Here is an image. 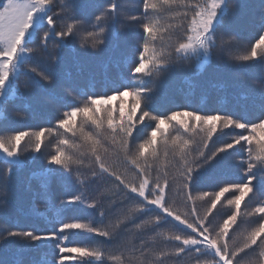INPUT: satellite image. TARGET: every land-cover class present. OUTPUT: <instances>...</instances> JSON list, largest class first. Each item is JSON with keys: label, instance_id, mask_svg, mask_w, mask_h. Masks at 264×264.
I'll return each instance as SVG.
<instances>
[{"label": "snow or ice", "instance_id": "obj_1", "mask_svg": "<svg viewBox=\"0 0 264 264\" xmlns=\"http://www.w3.org/2000/svg\"><path fill=\"white\" fill-rule=\"evenodd\" d=\"M236 3L138 0L132 14L124 0H0V115L6 122L12 117L27 119L31 114L27 109L39 105L41 97L43 107L61 113L54 128L0 135V197L7 195L14 175L25 167V152L41 153L45 135L54 131L62 133L44 156L43 187L71 181L62 194L32 201L28 211L34 216L42 206L55 210V222L48 230L0 223V264H25L8 259L9 254L38 252L51 241H55L52 264L106 260L164 264L168 256L185 255L193 256L195 264H264V84L243 110L204 113L186 106L161 115L150 107L159 83L173 69L195 62L196 74L202 75L207 68L199 64L201 57L208 67L221 63L225 55L229 62L264 64V0H259L255 35L247 43L235 27ZM162 8L175 9L172 20L182 22L161 26L154 17ZM135 28L142 39H137L133 58L126 62L131 83L105 78L90 85L70 74L61 78L60 66L69 59L79 63L83 57L117 49L123 34ZM170 29L182 30V35L158 46V37L163 40L160 34ZM228 46L240 48V54L229 52ZM39 59L45 61L43 68L36 64ZM56 87L59 91L53 90ZM96 87L103 91H95ZM146 121L151 123L141 136ZM222 136L231 139L218 143ZM28 139L32 143L25 147ZM237 152L238 179L221 177L212 190L199 187L203 173L228 166ZM85 155L91 167L88 184L107 185L92 196L85 195L88 184L73 167ZM31 159L36 162L40 157ZM173 188L183 200V211L169 199ZM109 195L113 197L109 209L123 210L117 224L105 223L102 204ZM252 199L257 202L249 207ZM197 201L205 202L203 213ZM225 202L229 211L221 214L218 206ZM85 208L91 210L87 222L83 215H73L83 214ZM8 210L6 201L0 200V211ZM128 224L136 230L167 231L164 239L170 242V251L150 253L143 241L134 249L139 256H133L126 244L117 243L113 249L120 227ZM81 231L98 238V246L65 242ZM150 254L155 260L147 259Z\"/></svg>", "mask_w": 264, "mask_h": 264}, {"label": "trees", "instance_id": "obj_2", "mask_svg": "<svg viewBox=\"0 0 264 264\" xmlns=\"http://www.w3.org/2000/svg\"><path fill=\"white\" fill-rule=\"evenodd\" d=\"M137 2L138 0H124V7L128 12L136 14L137 9L135 4ZM258 5L259 0H237L238 18L235 27L244 43L250 40V37H252V29L256 28L255 22L258 20ZM174 12L175 9L162 8L160 14L155 16L154 19L159 21L163 27H167L173 22L177 24L181 23L182 18H178L175 21L172 20ZM137 33H140L138 28L132 29V31H126L121 37L119 48L114 50L110 49L97 57H83L79 63L72 62L69 59L65 64L60 66L61 78L67 79L70 74L71 78H81L84 83L90 85L105 78H116L131 83L127 79L128 68L126 67V62H129L133 58L132 52L137 39H142V34L138 37ZM160 35L163 37V40L158 37V46L160 44L174 42L182 35V30L170 29L168 32H162ZM223 61L225 66H231L233 63V61L229 62L227 56ZM36 64L38 67L43 68L45 61L39 59L36 61ZM191 67L192 65H185L181 68H175L159 83L156 95L153 97L150 105L153 112L166 115L171 111L186 106L204 113H212L218 109L223 110L225 108L232 111H236L237 109L243 110L252 105L253 100L257 98L260 91V85L264 84V64L260 62H254L253 65L244 63V65L237 66L239 73L235 72V74L251 82V85L246 91L241 87V80L230 81L227 78L219 75L215 76L214 73H208L207 71H203L202 75L191 76L195 73L191 71ZM89 77L93 79H89ZM185 88H189V90L188 93L184 94ZM53 90L59 91V88L56 87ZM94 90L97 92L103 91L99 87H96ZM124 99L125 107L127 108L129 98L125 97ZM21 110L24 111L25 109L22 108ZM27 112L31 113L27 119L12 117L10 118V122L4 121L1 115L0 135H7L9 132L15 130H39L41 127L54 128L55 118L61 115V113H54L46 107H43L42 97L40 98V104L32 105L27 109ZM150 123L146 121L145 125L142 126L141 136L145 134L147 125ZM61 133L62 130L46 134L41 153L25 152L23 157L25 167L14 175L11 184L8 186L7 195L0 197V200L6 201L9 209L6 214L0 211V223H4L6 220L9 225L14 227H37L39 230L46 231L55 222L56 214L52 207H40L39 214L36 216L30 214L28 210L31 207L33 199L42 202L45 198L55 197L65 192L66 188L71 187V181L67 185L61 181H54L50 188L45 189L43 187L44 180L41 174V165L44 162V156L55 148L58 139L61 138ZM229 139H231L230 136H222L218 143ZM31 143L32 141L30 139L23 142L25 147H30ZM69 151L75 152L74 149H69ZM34 155L40 157L36 162H33L31 159ZM240 155L239 152L235 153L229 159L228 166L203 173L200 177L199 187L201 189L212 190L216 187L221 177L229 180L238 179L240 176L238 170ZM0 159L3 158L0 157ZM80 160L81 162L79 164L73 165L75 174L80 177L81 181L88 184V179L91 174L90 161L87 155L80 157ZM0 171H3L2 165H0ZM169 171L173 174L175 173L174 168H170ZM102 187H107V185L88 184L85 195H96L98 188ZM193 194L197 195L198 193L194 192ZM111 199L113 197L110 195L103 198L104 202L102 207H104L106 212L105 223L117 224L123 210L120 208L109 209V200ZM169 199L175 202V207L181 211L184 210L183 200L177 194L175 188L169 192ZM256 202V199L248 201L249 207L255 205ZM196 206L203 213L206 204L205 202L197 201ZM218 208L221 214L229 211L226 202L223 205H219ZM89 211L91 210L85 208L83 214L73 215H83L85 217L84 222H87L90 219V217H87ZM213 223L215 224L216 221ZM168 234L170 233L167 231L156 233L150 229L136 230L134 225L128 224L126 227H120L118 241L112 243V248L115 249L117 243L121 245L126 244L130 250H133V256H139V253L134 251V249L139 247L143 241L150 253L159 254L162 251H170V242L164 239V236ZM65 242L70 246H98V238H91L88 233L83 231L70 235ZM53 244H55V241L48 242L49 246L41 248L38 252H16L15 255L10 253L8 259L23 260L25 264H30V262L32 264H52L54 252L51 245ZM147 259L155 260V257L150 254ZM67 264H72V262L69 261ZM76 264H79V261ZM105 264H118V261L106 260ZM156 264H159L158 260H156ZM164 264H195V260L191 255H185L181 258L168 256L164 259Z\"/></svg>", "mask_w": 264, "mask_h": 264}, {"label": "rangeland", "instance_id": "obj_3", "mask_svg": "<svg viewBox=\"0 0 264 264\" xmlns=\"http://www.w3.org/2000/svg\"><path fill=\"white\" fill-rule=\"evenodd\" d=\"M255 28L252 29V36L255 35ZM132 31V30H131ZM252 37H250L251 39ZM77 47H79V40L77 41ZM233 47V49H232ZM228 51L233 53V54H240L241 52V49L236 47V46H228ZM227 55H225L224 58H226ZM254 62H249V63H246L247 65H253ZM256 63V62H255ZM199 64L202 65L203 67L207 68V72L208 73H214L215 76H221V77H224V78H227L229 79L230 81H234V80H241V87L244 89V91H246V89L251 85V82L247 81L246 79L244 80L243 78H240L238 77V74H235L236 73H239L238 71V68L237 66L238 65H244V62H238V61H233V63L231 64V66H225V63L224 61L217 64L216 62H213V64L211 65V67H208L205 62H204V59L203 57H201L200 61H199ZM217 64V65H216ZM191 71H194L195 73H193L191 76L193 75H197V71H198V68L195 64V62L192 64V67H191ZM207 73V74H208ZM188 90L189 88H185L184 89V94L185 93H188ZM1 117V115H0Z\"/></svg>", "mask_w": 264, "mask_h": 264}]
</instances>
